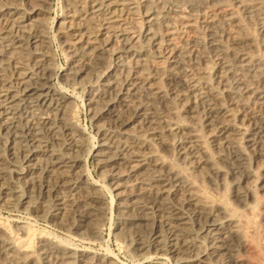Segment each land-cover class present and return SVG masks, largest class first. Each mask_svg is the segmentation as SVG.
Returning <instances> with one entry per match:
<instances>
[{
	"label": "bare ground",
	"instance_id": "bare-ground-1",
	"mask_svg": "<svg viewBox=\"0 0 264 264\" xmlns=\"http://www.w3.org/2000/svg\"><path fill=\"white\" fill-rule=\"evenodd\" d=\"M53 1L0 0V206L110 223L124 264H264V0ZM4 223L0 264H120Z\"/></svg>",
	"mask_w": 264,
	"mask_h": 264
},
{
	"label": "rangeland",
	"instance_id": "rangeland-1",
	"mask_svg": "<svg viewBox=\"0 0 264 264\" xmlns=\"http://www.w3.org/2000/svg\"><path fill=\"white\" fill-rule=\"evenodd\" d=\"M50 15H51V19L52 18L55 19V18H57L60 15V10L58 8L57 0L53 1V8L50 11ZM53 47L55 49H57V44L54 43ZM57 56L58 57H56V60H57L58 66L60 68L66 67V60H65L63 55L58 50H57ZM77 96L79 97L80 100L84 99V97L86 96V89L85 88L80 89L79 92L77 93ZM79 99L77 100L78 101L77 102V111H78V114H79L80 125L82 127L87 126L88 131L91 132L87 117L85 115L83 107L81 106L82 104H80L81 102H80ZM93 143L94 142L91 141V145ZM90 165H91V162H90ZM253 185L255 186V187L252 186L253 192L256 193L257 192V188H256L257 185L256 184H253ZM19 189H20L21 196H23L25 194L24 187L19 185ZM19 208H20V201H18L15 204V206L13 208H11V209H6V208L4 209L3 207L0 206V222H2V223L5 222L4 224H6V225H8L10 227L14 223L24 224V225L29 227L31 233L32 234L34 233L33 234L34 236H37V235H40V234H44L45 235V234H47V232H52V233H55L56 235H58L59 237H61L62 239L66 240L67 244L69 246L77 247L79 249H91V250L93 249L92 251H94L96 253H99V251H100V253L104 252L105 251L104 248L107 245L108 247H110V249L113 251V253L118 256L120 264L129 263L131 261L129 259L127 253L125 251H123L122 249H120L118 247L117 243L114 240H109L108 239V232H109V228L111 226V225H108V224H110V223H106L105 227L102 230V237L104 238V242L103 243H95V244L90 242L91 243L90 244L89 241H87V240L76 239L73 235H70V234H67L65 232H62V231L58 230L56 227L48 224L43 219H39V220L34 219L26 211H23L22 209L19 210ZM85 247H88V248H85ZM152 261H156V260L153 259Z\"/></svg>",
	"mask_w": 264,
	"mask_h": 264
}]
</instances>
